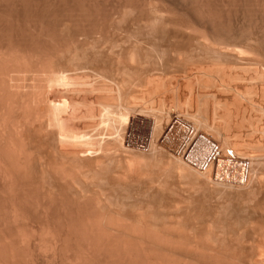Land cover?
<instances>
[{
    "label": "bare ground",
    "instance_id": "obj_1",
    "mask_svg": "<svg viewBox=\"0 0 264 264\" xmlns=\"http://www.w3.org/2000/svg\"><path fill=\"white\" fill-rule=\"evenodd\" d=\"M78 1L0 27V264H264V0Z\"/></svg>",
    "mask_w": 264,
    "mask_h": 264
},
{
    "label": "rangeland",
    "instance_id": "obj_2",
    "mask_svg": "<svg viewBox=\"0 0 264 264\" xmlns=\"http://www.w3.org/2000/svg\"><path fill=\"white\" fill-rule=\"evenodd\" d=\"M17 1H19V0H17ZM17 1H16V0H15V1L12 0V1H10V2H13V4L9 2V3H10V6H7L8 4L5 5L6 3H4V1L2 0V4H0L1 7H3V8H4L5 6H6L5 8L8 7L9 9L7 8V11H5L4 9H3V10H4L6 13L8 12L9 14H10L9 10H11V11H12V12H11V15H12V16H9V17H10V22L6 20V21L8 22V25L10 24V26H8V25H5V24H7V23L3 22V21H4V18H1L2 15H3L2 17H5L8 13H7L6 15H5V14H1L0 18H1L2 20L0 21V23L2 22L3 24L1 23L2 25L0 24V25H1L0 27H2V26L4 25L3 28L5 29V28L8 27V31H10V27H12L11 25H14L15 27H14V26H13V27H14V29H15V28H18V27H19V26H17L18 24L20 25L21 23H23V25L20 26V28L23 29V30L21 29V30H22V34H24V32H25V34H24L25 36L29 34V29L31 28V27H30V24H29V21H32L33 18L36 20V17H31V15H32V16H33V15H34V16L36 15V16H37V20H39V19H43V20H40V21H43V22H44V20H48L47 18H49V19H51L50 22H52V18H54V17H51V16L53 15L54 10H56V8H57L56 5H58V8H57V9H58V10H57L58 12H57V13L61 12V13L59 14V16H60V17L63 16V18L61 17L63 20L66 19L65 16H66V12H67V10H65V9H67V8L63 7L64 5H65L66 7L68 6V11H69V7H71V8H72V7L74 8V6L76 7L75 9H72L69 13H72V14H73L72 11H75V10H76V11L74 12V14H75L76 12H78V11H77V8H78L77 5H78V4L72 6L73 4L77 3L78 0H62V1H61V0H25V2L27 3V5H26V4H23V5H26L27 8L29 7V9H30V6H31V10H29V9L26 8V9L28 10V12H29L28 14L30 15V16H27V14H26V13H27V10H25L26 12L24 13V10H23V7H24V6L21 5L22 8H21L19 5L17 6V4H19ZM87 1H88V0H87ZM87 1H85V2H87ZM90 1H91V0H90ZM90 1L87 2L86 5H80V6H89L88 3H90ZM97 1H98V2H97ZM97 1H96V3H97L98 5L100 4L99 6H101L102 4H104V2L101 1V0H97ZM99 1H101L102 3L99 2ZM104 1H105V0H104ZM107 1H108L107 3H111V5L109 6V4L107 5V4L105 3L104 5H102L103 8H102V6H101V8H100V7H98V5H96V3L93 2V0H92L91 3L93 2L96 6L94 7V4H93V8H92L91 10H89L90 8L88 9L89 12L91 11V14H92V12H93V15H94V13H96V14L98 15V16L96 17V19H98L99 14H101V17H100V18L104 17L105 15H106V16L113 15V17H114V16L116 17L117 15H116L114 12L117 11V10H115L116 8H117V9H120V8L118 7V5H119L120 3L123 2V4H121L122 6H121V5H119V6H121L122 8H124V7H123L124 5H128V4H124V2H125V3H128V2H129L128 0H126V1H128V2L122 0L121 2L119 1L120 3L118 4L117 2H114L113 0H107ZM115 1H116V0H115ZM131 1H132V0H131ZM134 1H135V2L132 1L133 4L137 2L136 0H134ZM139 1H140V2H137V3L134 4V5L137 6L138 3H139V4L142 3L141 0H139ZM80 2H84V0H80ZM80 2L78 1L79 4H81ZM85 2H84V4H85ZM105 2H106V1H105ZM113 2H114L115 4H114ZM22 3H23V0H22ZM22 3H21V0H20V4H22ZM61 3H62V4H61ZM112 3H113V4H112ZM11 4H12V5L16 4V5H14V7H15V8H16V6H17V7H20L19 10L21 9V11H20V12H19V11L14 12L13 9H10V8H13V6H12ZM28 4H29L30 6H29ZM82 4H83V3H82ZM87 4H88V5H87ZM117 4H118V5H117ZM129 4H130V3H129ZM133 4L131 3V5H133ZM2 5H4V6H2ZM59 5H60V6H59ZM113 5H114V6H113ZM115 5H116V8L113 9V8L115 7ZM134 5H133V6H134ZM11 6H12V7H11ZM53 6H54V8H53ZM80 6H79V7H80ZM90 6L92 7L91 4H90ZM104 6H105V7L107 6L108 8H110V10L113 9V10H115V11H114V12H113V10L110 11L109 9H107V7L105 8ZM112 6H113V7H112ZM252 6H253V5H252ZM252 6L249 8V10H251V8H253ZM1 7H0V8H1ZM51 7H52V8H51ZM59 7H61V8L63 7V9H61V8L59 9ZM97 7H98V9H97ZM24 8H25V7H24ZM71 8H70V9H71ZM87 8H88V7H87ZM94 8L97 9L96 11L99 10L98 12H101V11H103V12H101V13L94 12V11H95ZM104 8L106 9L105 11H104ZM100 9H103V10H100ZM253 9H254V8H253ZM253 9H252V11H253ZM3 10H2V8H1V9H0V13H3V12H4ZM16 10H18V9L16 8ZM16 10H15V11H16ZM52 10H53V12H52V15H51L50 13H51ZM59 10H60V11H59ZM62 10H63V11L65 10V12H64L65 14L62 13ZM93 10H94V11H93ZM1 11H3V12H1ZM22 11H23V13H22ZM30 11H31V14H30ZM107 11H108V12H107ZM120 11L123 12L124 9H121ZM252 11H251V12H252ZM254 11H255V9H254ZM5 12H4V13H5ZM18 12H19L20 14H19ZM55 12H56V11H55ZM106 12H107V13H106ZM112 12H113V14H112ZM249 12H250V11H249ZM251 12H250V13H251ZM13 13H15V14L13 15ZM21 13H22V14H21ZM32 13H33V14H32ZM57 13H55V14H56V17L53 19V21H54L56 18H60V17L57 15ZM69 13L67 12V18H68V16H69ZM103 13L105 14L104 16H102ZM23 14H25L27 17H25ZM62 14H64L65 16L62 15ZM96 14H95L94 16H92V17H95ZM7 16H8V15H7ZM7 16L5 17V19H6V18L9 19ZM54 16H55V15H54ZM40 17H41V18H40ZM70 17H71V16H69V18H70ZM38 18H39V19H38ZM61 18H60V19H61ZM69 18H68V19H69ZM34 19H33V21H34ZM60 19H59V20H60ZM59 20H58V21H59ZM55 21H57V20H55ZM45 22H49V20H48V21H45ZM4 23H5V24H4ZM11 23H13V24H11ZM24 23H25V25H24ZM71 25H72V24L70 23V24L67 26V28H70ZM23 27H24V28H23ZM24 29H25V30H24ZM6 30H7V29H6ZM6 30H5V31H6ZM0 36H1V35H0ZM2 37H3V36H2ZM0 39H1V38H0ZM2 40H3V39H2ZM0 41H1V40H0ZM3 41H4V40H3ZM27 44H29V42H27Z\"/></svg>",
    "mask_w": 264,
    "mask_h": 264
}]
</instances>
